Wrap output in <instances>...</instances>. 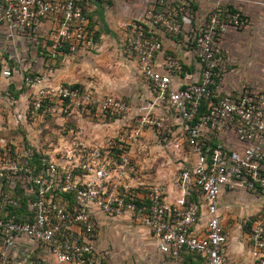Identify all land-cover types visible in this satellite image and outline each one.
Segmentation results:
<instances>
[{"label":"built area","instance_id":"obj_1","mask_svg":"<svg viewBox=\"0 0 264 264\" xmlns=\"http://www.w3.org/2000/svg\"><path fill=\"white\" fill-rule=\"evenodd\" d=\"M86 1L0 0V23L15 34L30 36L43 19L55 17L52 52L89 51L97 43L88 30ZM158 4L163 5V0ZM175 13L171 16L151 7L145 21L125 23L126 46L154 94L151 107L171 111L177 120L180 141L193 159L179 173L177 183L184 194L191 185L198 187V202L167 205L158 186H151L145 195L135 194L126 181L129 155L123 144L89 145L76 137L55 151V146L45 149L32 138L25 146L15 139L0 138V264H106L105 253L96 245L97 213L112 219L136 214V220L157 241L158 251L172 264H182L185 253L204 257L206 264H226L228 236L219 214L222 192L264 193V92L244 89L219 98L210 89L224 64L218 41L228 28L243 25L239 12H216L193 33L197 72L187 71L181 59L171 54L159 63L163 47L157 28L178 35L187 21L183 12ZM3 76L10 77V72L4 71ZM174 78L180 81L176 88ZM25 83L35 92L32 112H37L42 100L50 96L45 77H27ZM50 91L73 109L94 105L91 94L79 89L59 86ZM209 99L208 112L199 116L202 102ZM98 110L111 117L129 113L124 103L112 98L103 100ZM145 124V120L140 122L131 139L140 135ZM221 136L233 140V148L219 144ZM213 140L217 141L215 147L211 146ZM114 149L120 152L118 161L111 152ZM74 192L76 204L69 206L61 194ZM21 208L25 209L22 218L10 217V209ZM199 222L204 223L203 231L193 233ZM248 242L250 264H264L263 213L252 222Z\"/></svg>","mask_w":264,"mask_h":264},{"label":"rangeland","instance_id":"obj_2","mask_svg":"<svg viewBox=\"0 0 264 264\" xmlns=\"http://www.w3.org/2000/svg\"><path fill=\"white\" fill-rule=\"evenodd\" d=\"M163 2L157 9L158 12L166 11L173 16L174 12L178 13L180 10L187 21L184 25L181 24L178 35H172L160 26L157 29L170 39L187 44L184 47L188 48V56L194 61L193 33L219 11L194 12L191 0ZM178 18L180 21L181 16ZM241 18L243 25L228 28L218 41L224 62L214 89L219 98L229 93L237 95L244 89L264 92V25H252L242 14ZM48 35L42 36L39 31L22 39L4 41V62L0 61V75L3 76L4 71H9L11 79L18 83V88L11 85L10 89L1 91L0 112L5 124L13 125L18 120L19 125L10 130L5 128L6 131L0 133V138L7 141L15 139L25 146L28 144L27 138L30 137L45 149L54 147L59 139L68 141L76 137L99 145L107 141L115 147L123 144L129 155L131 171L126 181L135 194L145 195L155 184L163 187L174 185L179 173L190 166L187 163L190 149L180 141L181 134L173 122V113H163L151 107L153 100L150 102L151 97L145 95V88L148 86L143 83L144 79L135 64L136 57L127 48L126 41L125 46L121 41L113 48L94 50L91 53L92 63L98 66L97 70H89L92 67V63L87 61L90 50L80 55L82 64L80 62L81 67H76L80 69L77 74L86 72L90 79L97 82L98 90L103 92L96 93L77 85L82 92L91 94L94 105L85 106L84 110L81 107L73 109L58 96L52 97L51 89L47 87L46 91L50 96L42 100L40 110L32 112L35 92L26 85L25 78L39 76L46 79L48 69L54 71L58 66L48 65V58L54 60L57 55L53 57L42 50ZM94 38L98 43L99 33H94ZM159 38L161 40L160 36ZM64 51L68 52L67 49ZM61 85L69 87L67 84ZM108 98L124 103L129 113L120 117L101 113L98 105ZM162 115L166 119L161 118ZM142 120L147 121V124L140 128L139 136L131 139L132 132L139 129ZM213 141L217 144L216 140ZM176 145H180L182 149L177 151ZM111 152L116 157L115 160H119L120 152L116 149ZM235 195L237 202H243L242 209L251 213L241 222L242 231L249 233L256 214L259 211L264 213V194L245 191L244 194ZM227 218V232L235 235L236 223L231 217ZM136 219L135 214L119 220H104L98 227L96 236L100 247L106 250L114 264H162L152 237Z\"/></svg>","mask_w":264,"mask_h":264},{"label":"crops","instance_id":"obj_3","mask_svg":"<svg viewBox=\"0 0 264 264\" xmlns=\"http://www.w3.org/2000/svg\"><path fill=\"white\" fill-rule=\"evenodd\" d=\"M193 2V10L194 12H215L218 10L219 12H239L240 15L242 14L246 20H250V24L254 26L264 25V0H191ZM159 0H134L130 3L120 2V3H111L106 2L103 0H87L85 3V13L88 18V30L90 34L94 38V33H99V40L97 41V45L94 49L89 51L87 61L92 63V54L95 51L103 50L104 47H115L117 43L123 42V46H125L127 31L124 28V24L130 21H145V14L147 10L151 7H154L156 10L159 9L160 6L158 4ZM57 27V20L55 17H48L47 19H43L38 27L37 32L40 31L41 35L45 36L48 35V39L43 43L42 50L47 51L51 54V56L55 57L57 55V59L52 60V58H48V65H58L57 68L52 71V69H48V74L45 79V86L48 88H58L62 86L61 84H67L69 87H73L75 85H80L84 87L86 90L103 93L101 90H98V84L94 79H90L86 72L83 74H77L80 70L76 68L77 66L81 67L82 60L80 59L83 53L88 52L87 50L80 49L77 53H68L65 51L53 53L51 50L52 40L51 34L56 30ZM157 34L161 37V43H163V53L158 57V62L161 63L165 55L167 53H171L178 58L181 59L183 64L187 67V71L189 72H197V63L196 61L192 60L191 57L188 56V48L184 47L187 46L185 43L177 42L173 39L167 37L164 32L157 29ZM26 36H20L18 34L13 33L9 26L4 23H0V61L2 63L3 60V45L4 41L7 39H22ZM96 42V41H95ZM174 42V43H172ZM185 44V45H184ZM95 50V51H94ZM55 55V56H54ZM76 55V56H75ZM81 62V64H80ZM86 62V61H84ZM136 67L140 73L138 63L135 61ZM92 67L89 68L90 71L97 70L98 66L94 63L91 64ZM83 68V67H82ZM74 69L75 71H72ZM84 69V68H83ZM85 70V69H84ZM141 75V73H140ZM142 76V75H141ZM5 78L0 75V96L1 91H6L10 89L11 85H15L18 88V83L15 82L13 79ZM17 83V84H16ZM144 84H147L143 81ZM180 81L178 79H173V86L176 88L178 87ZM148 88H145V95L151 97L150 102L154 98V94L147 84ZM108 89V88H107ZM227 94V93H226ZM229 95H236L229 93ZM17 122V120H16ZM173 122L177 125V130L179 132V125L176 119H173ZM14 125V126H13ZM11 124H5L3 122V118L1 117L0 112V129L2 128L5 132V128L10 130L11 128L15 127V122ZM18 127V126H17ZM222 142L229 147V149L233 148V140L228 137H220ZM229 140H228V139ZM31 139L30 137L27 138ZM67 140L59 139L57 144L54 147V150L57 151L62 147L66 146ZM87 143V142H86ZM183 143V142H181ZM92 145L93 143H87ZM177 151L178 149H182L180 145H176ZM192 158L189 156L187 163L191 166ZM188 165V164H187ZM189 166V167H190ZM131 171L129 172L128 176H130ZM157 183V182H155ZM158 186V184H155ZM153 185V186H155ZM162 192V197L164 202L167 205H178L186 203L189 201L190 196L184 194L183 191L179 188L177 180L175 181L174 185H167L165 187L158 186ZM243 192V193H242ZM245 191L242 189L239 190H225L222 192L220 197V207H219V214L222 220V225L224 230L228 236V243L225 253L226 264H250L252 261L251 256V244L248 242V234L242 231L241 222L248 217L251 213H246L242 208L243 202H237L235 199L237 196L235 194H244ZM258 193V192H252ZM264 194V193H262ZM243 196V195H241ZM199 199V198H198ZM245 204V203H244ZM247 205V203H246ZM248 207V206H247ZM250 208V207H248ZM238 209H241L238 210ZM250 211V210H249ZM263 212L259 211V214ZM264 214V213H263ZM229 215V216H228ZM256 216V217H257ZM227 217H231L234 219L236 223V234L232 235L230 231L227 232ZM96 219L98 223V227L103 224V221L106 219L109 220H119V219H112L105 216H101L98 213L96 214ZM121 219V218H120ZM252 226V225H251ZM146 229V228H145ZM204 229V223L199 222L193 228V233H200ZM147 232L152 237L156 251L161 258L162 264H172V260L166 256L161 254L157 249V241L155 240L154 236L147 230ZM98 240L96 239V245L98 249L106 255V264H114L112 262V258L109 254L98 245ZM181 263L182 264H206V259L200 255L192 254V253H185L181 256Z\"/></svg>","mask_w":264,"mask_h":264},{"label":"trees","instance_id":"obj_4","mask_svg":"<svg viewBox=\"0 0 264 264\" xmlns=\"http://www.w3.org/2000/svg\"><path fill=\"white\" fill-rule=\"evenodd\" d=\"M231 12L235 13L234 11H231ZM71 88L78 89L77 85H75ZM210 89L213 91L215 89V86H211ZM212 100H215V98H212ZM210 101L211 100L209 99V100H204L202 102L201 108L199 110V116L205 115L208 112V105H209ZM211 146L215 147L214 141L211 143ZM37 158H38V155H36V159ZM188 195L190 196V198L186 204L188 205L190 203H196V202H198V198L201 195L200 189L194 185H191L188 189ZM61 197L63 198V201L65 203H68L69 206H73L76 204V200H77L76 199V192H74V193H63V194H61ZM136 204L140 205L138 202H136ZM24 214H25L24 208H21L20 210H13V209L11 210L10 209V217H15L17 220H19V217L22 218V215H24Z\"/></svg>","mask_w":264,"mask_h":264}]
</instances>
